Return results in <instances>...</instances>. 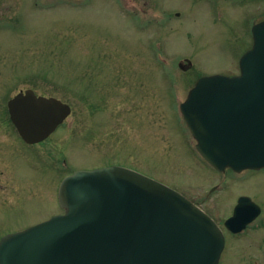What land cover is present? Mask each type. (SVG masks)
Wrapping results in <instances>:
<instances>
[{
	"label": "rangeland",
	"instance_id": "1",
	"mask_svg": "<svg viewBox=\"0 0 264 264\" xmlns=\"http://www.w3.org/2000/svg\"><path fill=\"white\" fill-rule=\"evenodd\" d=\"M262 20L264 0H0V241L62 213L63 177L110 166L135 169L214 213L210 190L225 174L193 153L179 104L202 76L239 73ZM187 60L192 66L180 69ZM28 89L72 108L34 147L7 109ZM255 176L235 192H254L264 205V173ZM255 235L241 251L243 239L232 238L220 264H264L239 255L264 229Z\"/></svg>",
	"mask_w": 264,
	"mask_h": 264
},
{
	"label": "water",
	"instance_id": "2",
	"mask_svg": "<svg viewBox=\"0 0 264 264\" xmlns=\"http://www.w3.org/2000/svg\"><path fill=\"white\" fill-rule=\"evenodd\" d=\"M235 77H203L181 105L197 150L215 168L264 167V21ZM26 143L47 139L71 114L27 90L8 103ZM66 215L4 237L0 264H218L224 238L189 199L155 180L111 167L78 171L62 184ZM228 226V225H227Z\"/></svg>",
	"mask_w": 264,
	"mask_h": 264
},
{
	"label": "flooded vegetation",
	"instance_id": "3",
	"mask_svg": "<svg viewBox=\"0 0 264 264\" xmlns=\"http://www.w3.org/2000/svg\"><path fill=\"white\" fill-rule=\"evenodd\" d=\"M264 168L258 171L254 170H247L242 173H234L230 170H227L225 173L226 180H231L234 184L231 187V184L227 183L225 180L224 183H218L212 187L211 195L217 197V200L215 202V207L213 208V211L217 212L218 219L214 218V213H209L211 217L221 226L223 229V233L225 236V249H227L229 242L232 241L231 239H243V244H240L236 249L239 251L245 249L246 247L244 244L247 242L248 244H251L249 242L250 240H256L255 234L256 232L264 229V205L260 204L255 198H254V192H244V193H237L235 192L236 188H240V183H246L249 182L253 178H257L256 174H263ZM217 175V174H216ZM229 182V181H228ZM258 181L252 182L250 185H246L248 187L257 185ZM238 188V189H239ZM242 189H245V187L242 186ZM237 193V194H236ZM246 198V199H244ZM241 199H243V202L240 204ZM212 209V208H211ZM237 216L235 218V225H239L241 222H247L250 219H253L251 224H249L244 231H229L225 228V223L231 219L234 218V216ZM224 214V216H222ZM213 214V215H212ZM215 216V217H216ZM235 226L234 228H237L238 226ZM255 249L251 252H242L239 255H257L264 258V237L259 238L257 242L254 244ZM262 258V259H263Z\"/></svg>",
	"mask_w": 264,
	"mask_h": 264
}]
</instances>
